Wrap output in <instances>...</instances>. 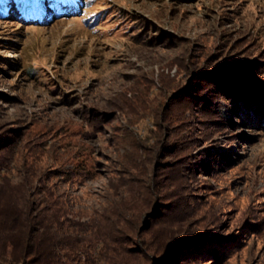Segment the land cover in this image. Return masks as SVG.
<instances>
[{"label":"rangeland","instance_id":"374dc122","mask_svg":"<svg viewBox=\"0 0 264 264\" xmlns=\"http://www.w3.org/2000/svg\"><path fill=\"white\" fill-rule=\"evenodd\" d=\"M80 1L0 17L9 192L46 188L136 251L67 264H264V0Z\"/></svg>","mask_w":264,"mask_h":264},{"label":"trees","instance_id":"16d2710c","mask_svg":"<svg viewBox=\"0 0 264 264\" xmlns=\"http://www.w3.org/2000/svg\"><path fill=\"white\" fill-rule=\"evenodd\" d=\"M80 2L0 0V17H15L17 20L45 24L55 17L69 16ZM223 79H226V84L223 85L230 88L225 96L233 100L235 107L239 106L237 112L250 108L254 100H246L243 92L234 87L233 80L236 83L240 80L220 75L219 80ZM254 87L247 85L245 90L255 92ZM193 90L195 89L191 92ZM240 103L243 105L240 106ZM3 142L0 143V264H67L64 257H68L70 253L75 255L81 252L87 258L95 260L100 257L106 259L110 250L120 259L136 252L127 243L130 238L126 235V228L122 230L110 226L105 230L97 225L91 226L87 222L75 220L66 201L51 199L52 194L46 188V197L37 200L31 198L29 192L20 195L9 192L7 187L11 184L10 171L14 168L10 166V159L2 153L3 150H8L11 143ZM57 172L59 175L60 172ZM38 194L40 193L37 192ZM65 227L70 228V231L65 230ZM173 248L175 247L169 246L166 251Z\"/></svg>","mask_w":264,"mask_h":264}]
</instances>
